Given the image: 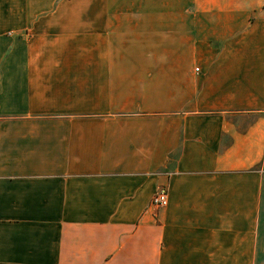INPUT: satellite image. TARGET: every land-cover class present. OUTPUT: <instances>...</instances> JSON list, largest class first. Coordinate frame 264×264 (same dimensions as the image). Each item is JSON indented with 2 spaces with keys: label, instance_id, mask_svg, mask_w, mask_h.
<instances>
[{
  "label": "crops",
  "instance_id": "1",
  "mask_svg": "<svg viewBox=\"0 0 264 264\" xmlns=\"http://www.w3.org/2000/svg\"><path fill=\"white\" fill-rule=\"evenodd\" d=\"M169 4L0 12V264H264V0Z\"/></svg>",
  "mask_w": 264,
  "mask_h": 264
},
{
  "label": "rangeland",
  "instance_id": "2",
  "mask_svg": "<svg viewBox=\"0 0 264 264\" xmlns=\"http://www.w3.org/2000/svg\"><path fill=\"white\" fill-rule=\"evenodd\" d=\"M169 3L170 0H0V12L10 13L13 5H23L25 13L38 14H165L176 12L179 7ZM259 13L264 14V4L260 7Z\"/></svg>",
  "mask_w": 264,
  "mask_h": 264
},
{
  "label": "built area",
  "instance_id": "3",
  "mask_svg": "<svg viewBox=\"0 0 264 264\" xmlns=\"http://www.w3.org/2000/svg\"><path fill=\"white\" fill-rule=\"evenodd\" d=\"M198 69H196L197 71ZM152 206L156 208H165L168 204V191L167 188H159L152 197Z\"/></svg>",
  "mask_w": 264,
  "mask_h": 264
}]
</instances>
